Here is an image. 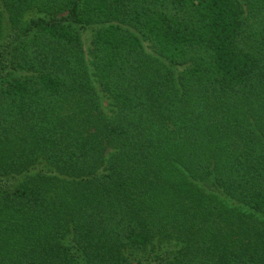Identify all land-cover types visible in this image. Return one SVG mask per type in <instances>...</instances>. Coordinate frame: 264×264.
Masks as SVG:
<instances>
[{
  "label": "trees",
  "instance_id": "1",
  "mask_svg": "<svg viewBox=\"0 0 264 264\" xmlns=\"http://www.w3.org/2000/svg\"><path fill=\"white\" fill-rule=\"evenodd\" d=\"M0 264H264V0H0Z\"/></svg>",
  "mask_w": 264,
  "mask_h": 264
},
{
  "label": "rangeland",
  "instance_id": "2",
  "mask_svg": "<svg viewBox=\"0 0 264 264\" xmlns=\"http://www.w3.org/2000/svg\"><path fill=\"white\" fill-rule=\"evenodd\" d=\"M85 36H86V34H85ZM86 39H87V38L85 37V40H86ZM103 109L105 110V112H108L109 105H108V103H107V100H104V101H103ZM38 170H42V171H44L43 166H38V167L36 168V171H38Z\"/></svg>",
  "mask_w": 264,
  "mask_h": 264
}]
</instances>
